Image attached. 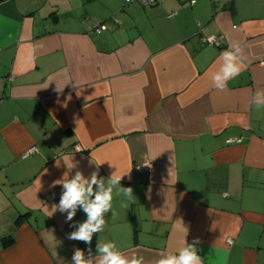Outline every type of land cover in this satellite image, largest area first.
<instances>
[{"label": "crops", "instance_id": "0c3cea01", "mask_svg": "<svg viewBox=\"0 0 264 264\" xmlns=\"http://www.w3.org/2000/svg\"><path fill=\"white\" fill-rule=\"evenodd\" d=\"M213 36L221 46L203 42ZM233 42L246 67L219 90L211 75ZM259 90L264 0H0V264L87 256L89 245L67 238L82 209L66 222L45 206L58 204L62 186H50L65 172L97 170L124 175L133 197L114 190L116 217L106 214L93 255L110 241L152 264L199 239L204 264H264ZM142 163L151 168L138 172Z\"/></svg>", "mask_w": 264, "mask_h": 264}, {"label": "clouds", "instance_id": "9594fccd", "mask_svg": "<svg viewBox=\"0 0 264 264\" xmlns=\"http://www.w3.org/2000/svg\"><path fill=\"white\" fill-rule=\"evenodd\" d=\"M208 43H215V37H208ZM221 64L217 71L211 75V80L216 89L223 90L227 87L228 81L236 78L246 67L244 49L239 42H233L229 48L221 53ZM251 103L256 108L264 107V90H259L252 97ZM81 149H77L80 151ZM38 149H30L29 152H36ZM68 157L62 160L67 161ZM93 162L98 164L93 158ZM61 161V160H60ZM60 161H57L59 166ZM67 165V163H65ZM151 166V165H147ZM74 167L67 165L69 171ZM124 175L113 172L109 178L104 179L99 176V172L93 171L90 177L86 178L81 171H76L75 175L69 178L65 172L59 180L53 181L50 187L62 186V194L58 204L51 206V211L45 206L50 216L55 212L66 213V222L73 221L78 209L86 214V219L82 222L71 224L74 230L67 235L69 240L83 242L89 245L88 254L79 248L74 249L72 264H145V258L133 251L130 255L118 250L114 242L97 241L96 254H92L90 247L94 234L104 231L107 223L105 216L111 211L112 219L116 213L113 211V193L116 196H123L126 201H131L133 189L122 187L121 180ZM7 206L6 201H2ZM128 203H122L121 207L128 208ZM186 230L187 235V229ZM186 237V236H185ZM199 239L189 244L184 240L183 246L176 251L161 252L152 264H204L203 259L198 255L197 244Z\"/></svg>", "mask_w": 264, "mask_h": 264}, {"label": "built area", "instance_id": "2783aa9c", "mask_svg": "<svg viewBox=\"0 0 264 264\" xmlns=\"http://www.w3.org/2000/svg\"><path fill=\"white\" fill-rule=\"evenodd\" d=\"M122 1L125 4H138V5L142 6V7H151V6L156 5L159 0H122ZM178 1L180 3H182V4L193 5L196 0H178ZM103 29H104L103 26H96L95 27V32L97 34H99L100 32H102ZM213 37H215V43H211V44L208 43V38L207 39H204L203 42L205 44H209V45L216 46V47L221 46L222 45V39H221V37H218V36H213ZM239 142H240L239 140H227L226 141L227 144L239 143ZM31 149H35V148H31ZM29 150H28V152L26 154H33L34 153V152H29ZM147 165H151V164H149V163H142L140 165H137L135 167V169L138 172H145V171H148L151 168V166L149 167ZM227 243L229 245L232 244V240L231 239H228L227 240Z\"/></svg>", "mask_w": 264, "mask_h": 264}, {"label": "trees", "instance_id": "16d2710c", "mask_svg": "<svg viewBox=\"0 0 264 264\" xmlns=\"http://www.w3.org/2000/svg\"><path fill=\"white\" fill-rule=\"evenodd\" d=\"M19 221V219H17V221L16 222H18ZM10 243H12V240L11 241H8L6 244H3V246L5 247V246H8Z\"/></svg>", "mask_w": 264, "mask_h": 264}]
</instances>
